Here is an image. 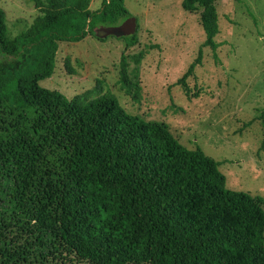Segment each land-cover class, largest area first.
<instances>
[{"label": "trees", "instance_id": "trees-1", "mask_svg": "<svg viewBox=\"0 0 264 264\" xmlns=\"http://www.w3.org/2000/svg\"><path fill=\"white\" fill-rule=\"evenodd\" d=\"M31 1L38 16L18 36L0 8V107L21 112L18 125L32 123V134L21 128L0 142V159L15 166L33 230L52 234L70 264H264L263 202L227 189L219 162L182 146L166 123L126 113L114 95L82 105L40 87L54 73L60 43L104 41L98 27L131 18L124 0H102L96 11L89 0ZM216 2H182L184 11L200 12L202 48L212 51L220 33ZM138 43L135 31L128 47ZM202 53L180 79L183 87ZM132 59L139 64L143 54ZM128 67L123 55L119 82L138 102L142 87ZM49 153L62 170L39 179L37 165Z\"/></svg>", "mask_w": 264, "mask_h": 264}, {"label": "rangeland", "instance_id": "rangeland-1", "mask_svg": "<svg viewBox=\"0 0 264 264\" xmlns=\"http://www.w3.org/2000/svg\"><path fill=\"white\" fill-rule=\"evenodd\" d=\"M89 2L92 11L102 6V0ZM182 2L124 0L136 19L139 43L128 47L131 35L60 43L54 73L39 85L82 105L114 95L126 113L166 123L182 146L200 148L221 164L227 189L260 198L264 210V0H217L216 51L202 48L200 12L184 11ZM0 8L12 36L26 32L38 16L31 0H0ZM200 49L201 63L183 87L179 81ZM139 54L143 59L135 64L132 56ZM123 55L130 79L142 87L138 102L119 82ZM19 114L9 115L0 107V142L21 128L32 134L31 121L18 125ZM60 170V162L49 153L38 163L36 176L47 179ZM14 177L12 161L0 159V264H70L53 247L52 234L33 230Z\"/></svg>", "mask_w": 264, "mask_h": 264}, {"label": "water", "instance_id": "water-1", "mask_svg": "<svg viewBox=\"0 0 264 264\" xmlns=\"http://www.w3.org/2000/svg\"><path fill=\"white\" fill-rule=\"evenodd\" d=\"M137 23L135 18L127 20L125 23L114 27H101L97 32L99 38H106L108 36L124 37L135 33Z\"/></svg>", "mask_w": 264, "mask_h": 264}]
</instances>
